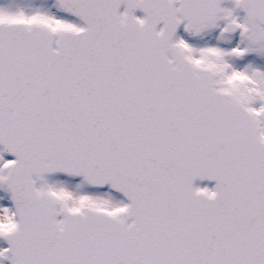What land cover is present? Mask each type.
<instances>
[{
  "label": "water",
  "instance_id": "water-1",
  "mask_svg": "<svg viewBox=\"0 0 264 264\" xmlns=\"http://www.w3.org/2000/svg\"><path fill=\"white\" fill-rule=\"evenodd\" d=\"M46 1L82 28L0 20L10 264H264L259 126L175 41L181 27L215 29L231 0ZM236 7L260 32L264 0ZM54 175L109 187L127 206L71 210L42 187Z\"/></svg>",
  "mask_w": 264,
  "mask_h": 264
},
{
  "label": "rangeland",
  "instance_id": "rangeland-1",
  "mask_svg": "<svg viewBox=\"0 0 264 264\" xmlns=\"http://www.w3.org/2000/svg\"><path fill=\"white\" fill-rule=\"evenodd\" d=\"M234 1L225 5L222 19L216 29L198 38L188 37L181 31L177 36V42L196 65H207L215 71L221 88L229 89L239 96L256 118L264 138V61L260 64L252 53L246 52L245 45H238L239 32L244 36L246 26L243 24L242 16L233 8ZM0 20L43 22L54 30L82 27L78 20L61 13L53 1H0ZM230 20L240 25V30L232 39V43L235 42L232 46H228L224 41L223 44L220 42L225 23ZM261 43L249 44L258 47ZM235 58H239L240 61ZM9 160L7 156L0 154V264H9L2 234L16 225L10 195L1 184V179L5 175L3 167ZM42 187L52 192L72 210H81L84 206H90L103 208L111 214L118 215L127 205L120 194L108 188H90L82 180L68 179L61 175L47 177ZM197 188L212 192L213 187L210 184H198Z\"/></svg>",
  "mask_w": 264,
  "mask_h": 264
},
{
  "label": "flooded vegetation",
  "instance_id": "flooded-vegetation-1",
  "mask_svg": "<svg viewBox=\"0 0 264 264\" xmlns=\"http://www.w3.org/2000/svg\"><path fill=\"white\" fill-rule=\"evenodd\" d=\"M233 8L235 9V11L237 12V13H239L241 16H242V19H243V24H245V18H244V16H243V14H241L238 10H237V8H236V6H235V4H234V6H233ZM230 21H232V20H230ZM229 21H227L226 23H225V30L222 32V34H221V39L222 40H226L227 42H229V43H231V44H234L235 45V42H233L232 43V39H233V37H234V35L236 34V33H234V34H229L228 32H227V28H226V24L228 23ZM235 22V21H234ZM238 23V22H237ZM239 24V23H238ZM240 26V25H239ZM240 30V29H239ZM263 32H264V28H263ZM239 37L240 38H238L237 40V42H238V45L239 44H243V45H246V52H250V53H252V54H257L260 58H262V60L264 61V41L261 43V45L260 46H258V47H252L247 41H246V39L244 38V36L242 35V33L241 32H239Z\"/></svg>",
  "mask_w": 264,
  "mask_h": 264
},
{
  "label": "bare ground",
  "instance_id": "bare-ground-1",
  "mask_svg": "<svg viewBox=\"0 0 264 264\" xmlns=\"http://www.w3.org/2000/svg\"><path fill=\"white\" fill-rule=\"evenodd\" d=\"M245 35H246L248 41L250 43H253V44L258 43L259 41H261L263 39V35H261L259 33L254 34L252 32H246Z\"/></svg>",
  "mask_w": 264,
  "mask_h": 264
},
{
  "label": "trees",
  "instance_id": "trees-1",
  "mask_svg": "<svg viewBox=\"0 0 264 264\" xmlns=\"http://www.w3.org/2000/svg\"><path fill=\"white\" fill-rule=\"evenodd\" d=\"M238 60V59H237Z\"/></svg>",
  "mask_w": 264,
  "mask_h": 264
}]
</instances>
